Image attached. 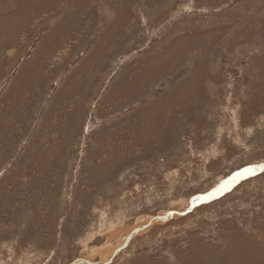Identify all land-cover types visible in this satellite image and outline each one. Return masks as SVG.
Instances as JSON below:
<instances>
[{
    "label": "rangeland",
    "instance_id": "rangeland-1",
    "mask_svg": "<svg viewBox=\"0 0 264 264\" xmlns=\"http://www.w3.org/2000/svg\"><path fill=\"white\" fill-rule=\"evenodd\" d=\"M0 264H264V0H0Z\"/></svg>",
    "mask_w": 264,
    "mask_h": 264
}]
</instances>
